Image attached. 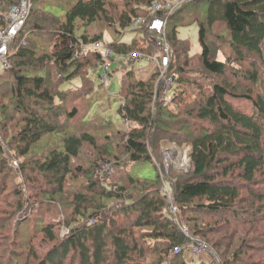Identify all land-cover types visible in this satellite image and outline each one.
Returning <instances> with one entry per match:
<instances>
[{"label":"trees","instance_id":"16d2710c","mask_svg":"<svg viewBox=\"0 0 264 264\" xmlns=\"http://www.w3.org/2000/svg\"><path fill=\"white\" fill-rule=\"evenodd\" d=\"M13 2L0 0V26ZM152 4L125 0L118 13L111 0H32L9 67L0 75V95L12 99L0 102V197L16 169L14 158L24 176L23 183L14 184V223L9 226L5 210L0 214L1 238H13L4 264H30L33 259L35 264H205L186 258L192 237L215 247L212 233L264 220V0H185L169 15L167 8L152 14ZM155 16L167 21L170 97L166 92L162 99L159 93L158 67L147 77L126 69L117 93L107 88L112 73L109 82L99 74L97 85L93 73L101 68L102 53L89 48L75 54L82 43L102 40V33L92 36L89 27L103 19L119 36L142 18L140 30L151 36L148 22ZM192 23L198 24L201 46L196 71L191 70L186 41L192 42L178 36L181 26ZM215 25L223 26L226 37L213 30ZM224 46L229 51L222 49L225 58H220ZM108 48L113 58L159 51L153 42L121 38L108 42ZM245 62L248 69L239 70ZM115 105L126 126L111 116L105 119L102 111ZM45 137L48 142L42 146ZM170 140L191 147V169L174 171L170 179L173 203L186 228L171 215L165 176L157 167L155 177L129 173L122 183L108 184L97 176V165L111 164L112 158L154 162L152 152ZM84 153L92 162L89 167ZM80 177L86 181L69 190L70 182ZM39 207L44 215L58 207L64 216L42 222L36 217ZM103 211L109 215L102 216ZM205 218L218 226L205 231ZM40 235L52 244L43 258L36 246ZM235 239L242 246L230 258L227 251H216L220 264H264L255 255L264 252V238L234 233L229 244Z\"/></svg>","mask_w":264,"mask_h":264},{"label":"rangeland","instance_id":"374dc122","mask_svg":"<svg viewBox=\"0 0 264 264\" xmlns=\"http://www.w3.org/2000/svg\"><path fill=\"white\" fill-rule=\"evenodd\" d=\"M114 4V6H116V12L119 13V11H121L123 9L124 6V2L125 0H111ZM185 2V0H183L182 3L176 5L175 0H153V4L152 6L155 4H163V6L165 7V9H168V13L167 15H169L171 12H174L176 9L179 8V6L183 5V3ZM169 3H172V5H169ZM168 6H170L168 8ZM183 7V6H182ZM151 12L152 14H154V10H152L151 7ZM137 19L136 21H134V26H131L129 29H123V31L121 32V34L118 36L115 34L114 28H111L108 26V23L105 22V20L101 19L98 22H96L94 25L90 26L88 29V33L90 35L93 36V34H98V33H102L103 38L100 42H96L97 43H102L104 45L108 46V42L116 40V39H123L125 41H131L136 39L137 41H139L141 44L146 43L147 41L149 42H155V35H151L148 36L147 34L145 35L146 32H141V24H138L137 21L141 20ZM144 21V20H141ZM215 32H217L219 35H223L224 37H226L227 33H225V30L223 28L222 25H215L214 29ZM226 34V35H225ZM179 37L181 38H189L190 41L192 42L193 46H190V42L186 41L190 47L189 50V56L191 57L190 60V66H191V70H193L194 68H197V64H198V58L196 57V52L201 50V46L199 44V27L197 23H192L190 25H185V26H181L179 28ZM210 40V39H209ZM212 40V39H211ZM210 42V41H209ZM215 47H219L217 45H214ZM221 47V52L219 51L218 56L220 58H225L223 53H222V49H224L225 51H229L228 48ZM159 56L160 55V49L156 54H153V56ZM133 56V55H132ZM175 57H177V55L175 54ZM186 56H182V59H184ZM176 59V58H175ZM246 63V64H245ZM244 65H238L239 70H245L248 69V62H245ZM263 68H264V62H262V64H260ZM158 63L157 60H151V58H126V57H119V56H115L113 58V66L111 68V73H112V77L110 82L108 83V90L113 94V93H117L121 90V79H122V74L126 69L129 68H134V70L136 71V73L138 74L139 77H147L150 75V73L157 68ZM159 68V67H158ZM2 73H6L5 69H1ZM197 69H194L193 71H196ZM1 73V74H2ZM101 73V68H97V70L93 73V77L97 80V85L100 83V78H99V74ZM0 74V75H1ZM226 75L229 77V80H234L233 76L231 75V72H226ZM160 79V77H159ZM219 80V79H217ZM239 82L241 81V79H237ZM235 81V80H234ZM193 90H196V86L193 85L192 86ZM170 92H168V97H170ZM164 93H161L162 99H164L163 97ZM1 99V103L2 102H8V100L11 99L10 96L5 97V99H3L2 94L0 95ZM161 98V97H160ZM12 100V99H11ZM1 105V104H0ZM102 112H104L103 114L105 115V119H107L109 116H111V119L114 120L115 122H117V124L119 126H126L123 124V120L122 118L117 114V106L115 105L114 108L112 109H108V110H103ZM176 122V121H175ZM47 138L45 137L42 141H41V145L44 146L46 144ZM88 151H90L89 147L85 148V153H87ZM190 151H191V147L187 144V143H176L173 140H170L169 142L164 143V141L161 142L160 148L157 149L155 152H152L153 154V160L154 162H139L136 164L133 163H127V159H125L126 157L123 156V160L122 161H118L115 158L111 159V164H98L97 166L99 167L97 170V176L98 179L104 181L105 183H116V182H126V177L129 173H131L132 176H143V177H155L157 175V170L156 167L158 169V171L162 174V176H165L164 178V186H163V190L164 188H166V194L168 196H172V190H171V178H174L173 176H175L176 172L174 173V171L177 172H187L191 169V157H190ZM83 154V157L85 159H83V161L88 162L86 167L91 166L92 162H89L88 159H86L87 155ZM93 160V159H92ZM16 167V166H15ZM169 172V173H168ZM4 179H0V183L3 181ZM7 185H6V190L3 191V196L0 197V199H4L3 201H0V214L3 213V211L5 210L6 214L10 217L8 224L9 226L12 225L14 223V217L15 216V210L14 208L17 206V200H18V196H16L15 194V187L14 184H17L18 182L23 183L22 181H24V176L22 174L19 173L18 168L16 167V169L12 170L11 175L9 176V178H7ZM86 181L85 178L80 177L77 180H75L74 182H70L69 184V190H73L75 189L77 186H79L80 184H83ZM246 193V192H245ZM247 194V193H246ZM12 204L10 206V204ZM116 204V203H114ZM110 205H113V203H111ZM40 213L38 212L36 215L37 219L42 217V222L48 223L49 221H56L59 219L63 218V213L62 210L58 207H53L52 209H50V211L44 215V211H42V207H39ZM44 210V209H43ZM14 212V213H13ZM103 214H101L102 216H108L109 215V211H103ZM12 217V218H11ZM35 217V218H36ZM34 218V220H35ZM173 219L177 220L178 222H180V224L182 226L185 225V221H184V217L181 215L180 213H177L175 215V217H173ZM203 224L202 227L205 229V231L207 229L210 230L211 227L213 226H218V224L212 220V219H208L205 218V220L203 219ZM34 224H31V227ZM220 226V225H219ZM186 228V226H184ZM264 220L262 221V223L259 225L255 224V223H246V224H239L235 227H231L229 231H221V232H214L210 235V238L213 239L214 242H211V245H215L216 246H209L207 251H202L201 254H194L192 252L193 249H187L185 252L186 258L190 261H194V263L198 262V261H202L206 264H220L221 261L219 259V256L216 254V251L218 253L220 252H226L227 251V258H230L233 253L234 250H238L239 248H241L242 246V242L239 241L237 242V239H235L233 242H231V245L229 244V241H231V236H234V233H236V237H241L245 238L246 236L252 237L253 235L255 236V234H258V236L260 235L261 238H264ZM6 228V227H5ZM25 228V227H24ZM23 228V229H24ZM183 228V229H185ZM2 229V228H1ZM1 229H0V234L1 233ZM26 229V228H25ZM229 229V228H228ZM259 230L257 233L255 232V230ZM253 230V231H252ZM25 231V230H23ZM27 231V229H26ZM65 232H68V230H64L63 231V235L65 234ZM191 234V233H190ZM250 234V235H248ZM192 237V236H191ZM193 239H199L200 238H196V237H192ZM3 240V241H2ZM13 238L9 237V238H4L2 236H0V264H4L5 263V257L9 254L8 251L12 250V241ZM44 237L43 235H40V237L38 238V240L36 241V246L39 248V256L40 258H43L44 255L48 252L49 248L51 247V243H44ZM202 241V240H201ZM204 243H206L205 241H203ZM2 244V245H1ZM192 244V243H191ZM190 244V245H191ZM207 244V243H206ZM229 244V245H228ZM208 245V244H207ZM228 248V249H227ZM253 251H249V254L244 255L246 259H248V257H250V254ZM264 252H256L255 255L256 257H259V259L264 258ZM255 258V257H254ZM253 258V259H254ZM226 257H221L222 261H225ZM37 261V259H33L32 263L30 264H35V262ZM253 261H249V263H251ZM247 261H242V264H247Z\"/></svg>","mask_w":264,"mask_h":264},{"label":"built area","instance_id":"2783aa9c","mask_svg":"<svg viewBox=\"0 0 264 264\" xmlns=\"http://www.w3.org/2000/svg\"><path fill=\"white\" fill-rule=\"evenodd\" d=\"M183 0H175L176 5L182 3ZM172 5V3H169ZM170 6H168L169 8ZM32 8V0H14L10 9L4 14L5 24L0 26V68L6 69L9 67V54L13 48V43L19 35L23 27L25 26ZM165 8L163 4L157 3L152 6V10L157 12ZM143 20V19H141ZM138 20L137 23L143 25L144 21ZM166 18L155 16L148 22V28L155 34V45L160 49L159 56H146L141 53H134L133 58H151V60H157L159 70H160V79H159V93L162 92L166 94L172 86L173 77L171 74H168V68L170 66L171 58H172V50L168 40L166 38ZM137 25V24H134ZM82 48H75V54L78 56L79 54H85L87 49L92 48L98 50L102 53L103 61L101 65V73L100 78L103 82H109L111 68L113 66V51L108 48L107 45L102 43H92V44H81ZM2 70H0V74ZM61 76V75H59ZM163 97H165L163 95ZM0 141H3L0 135ZM7 151L12 154L13 152L7 146ZM13 165L18 167L19 163L14 158ZM164 188V192H166ZM170 199L171 206V215L175 217L178 213V206L174 205L172 196H168ZM189 249H193L192 252L196 254H201L203 251H207L209 246L199 239H193V242L188 247ZM182 249L181 246L176 247L173 251V254L178 253Z\"/></svg>","mask_w":264,"mask_h":264}]
</instances>
